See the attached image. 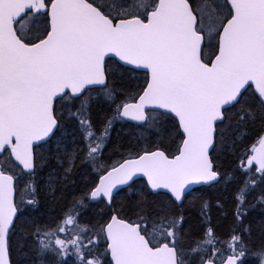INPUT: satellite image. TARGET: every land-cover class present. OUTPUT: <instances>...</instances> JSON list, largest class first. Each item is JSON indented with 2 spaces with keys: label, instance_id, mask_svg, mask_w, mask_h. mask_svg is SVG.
I'll return each instance as SVG.
<instances>
[{
  "label": "snow or ice",
  "instance_id": "obj_1",
  "mask_svg": "<svg viewBox=\"0 0 264 264\" xmlns=\"http://www.w3.org/2000/svg\"><path fill=\"white\" fill-rule=\"evenodd\" d=\"M41 14L46 26L34 34ZM209 47L211 55L205 51ZM138 70L147 76L138 101L117 104L97 134L86 115L89 91L98 86L106 100L115 102L109 76ZM250 93L264 111V0H200L199 6L192 0H0V264H11L10 232L18 213L23 215L16 202L17 180L34 181V149L60 130L61 104L66 117L79 124L83 159L93 165L114 119L158 128L162 120L174 118L181 140L171 158L157 149L112 167L55 229L35 227L38 258L52 257L56 264L69 259L72 264H103L98 246L104 241L111 264H245L243 235L251 233L244 224L245 195L256 186L255 178L235 194L234 215L241 227L229 237L227 255L219 262L222 249L216 245L221 242L210 222L203 237L185 249L182 215L141 216L134 223L112 215L107 223L90 228L79 223L76 209L84 206V199L111 203L114 189L137 175L146 177L153 192L167 190L174 203L183 201L191 185L219 182L211 155L223 143L224 131L218 132V126L227 127L237 105L240 121L255 119L254 109L246 106ZM250 152L240 166L245 175L255 166L264 182V136ZM57 159L67 180L80 155ZM24 187L29 198L21 203L35 206V184ZM258 202L264 205V195ZM208 212L205 202L202 217ZM259 256L264 264V248Z\"/></svg>",
  "mask_w": 264,
  "mask_h": 264
},
{
  "label": "trees",
  "instance_id": "obj_2",
  "mask_svg": "<svg viewBox=\"0 0 264 264\" xmlns=\"http://www.w3.org/2000/svg\"><path fill=\"white\" fill-rule=\"evenodd\" d=\"M218 1L223 2V0ZM192 2L197 6L200 4V0H192ZM38 20L39 23L33 26L34 34L42 31L46 26L44 24L46 17L43 14ZM205 51L211 55L213 48H206ZM146 79L147 76L143 72H113L109 76L108 83L115 91V102L106 100L99 89L89 91L92 100L86 115L90 117L97 134L101 132L107 120L114 116L117 104L128 103L137 98L146 85ZM245 99L246 106L254 109L255 119L246 118L240 121L241 105H237L225 122L227 127L221 129L218 126V132L224 131V136L220 138L223 143L218 144L216 151L211 154L214 165L221 175L218 183L197 188L186 195L182 204L178 205L167 194L151 193L143 180H137L128 188L121 190L114 197L111 206H107L104 201L91 203L89 199H84V206L76 209L79 213V223L96 228L107 223L113 213L130 222H138L141 216L154 218L161 213L172 216L182 215L185 249L190 248L194 241L203 237L210 222L214 236L221 242L216 245L217 248L222 249L220 257L225 256L226 242L233 231L241 227L234 215L235 194L245 181L255 178L256 186L245 195L248 214L244 217V224L251 227V233L244 234L243 240L248 246L245 264H259V250L264 248V205L258 202V197L264 195V182H261L260 175L255 173V167L245 175L240 165L241 161L246 164L247 157L251 154V146L264 136V111L255 105L251 93ZM57 110V114L63 115L64 118L56 136L42 147L46 152L40 155L41 148L37 151L38 167L34 181L29 178L17 180L16 202L20 205L23 215L18 213L15 228L10 232L12 264H56L52 257L48 260L37 257L35 227L55 229L64 219L66 212L90 193L99 176L117 163L154 149H161L168 156H173L177 153L180 144L181 137L177 133V122L174 118L162 120L158 128L149 127L148 123L138 125L123 119H114L104 147L98 155L97 163L93 165L83 159L81 150L85 145L79 124L76 120L66 117L67 108L63 104L57 105ZM59 136L62 137L63 144L67 145L65 155L72 153L80 155L67 180L64 179L63 168L57 162V157H62L57 155L61 149H53L54 141ZM50 180L57 182L50 184ZM28 182H33L36 187L38 203L35 206L21 203L22 199L26 201L29 198V193L24 187ZM205 202L209 205V212L208 216L202 217V205ZM72 231L73 229H69V232ZM58 235L65 238L67 234L58 233ZM51 239L54 240L55 236ZM98 247L99 251L103 252V264H106L108 260V254H105L106 243L103 241ZM14 249L17 250V256ZM21 254L24 256L22 260L18 259Z\"/></svg>",
  "mask_w": 264,
  "mask_h": 264
},
{
  "label": "water",
  "instance_id": "obj_3",
  "mask_svg": "<svg viewBox=\"0 0 264 264\" xmlns=\"http://www.w3.org/2000/svg\"><path fill=\"white\" fill-rule=\"evenodd\" d=\"M113 60H115L116 62H118V63H122V62H119L118 61V58H115V57H113ZM126 67H130V66H126ZM138 71H143V70H138ZM144 72V71H143ZM146 86V85H145ZM95 88H98V86H95ZM143 92V91H142ZM142 92L139 94V95H141L142 94ZM138 98H139V96L136 98V100H134V101H131V102H128V103H135V102H137L138 101ZM146 111H151L150 109H146ZM123 120H125V121H128V122H131V123H135V124H138V122H136V121H132L131 119H128V118H124ZM139 125V124H138ZM155 150H157V149H155ZM155 150H151V151H155ZM160 150V149H159ZM34 151H35V149H34ZM146 152V151H145ZM148 152H150V151H148ZM144 153V152H143ZM143 153H141L140 155H142ZM166 154V153H165ZM167 155V154H166ZM139 156V155H138ZM138 156H136V157H130V158H127V159H133V158H137ZM171 158V157H170ZM126 160V159H125ZM124 161V160H123ZM123 161H121L120 163H122ZM119 164V163H118ZM117 164V165H118ZM117 165H115V166H117ZM114 167V166H113ZM112 168V167H111ZM110 168V169H111ZM110 169H108V170H110ZM107 170V171H108ZM107 171L105 172V173H103L102 175H106L107 174ZM101 175V176H102ZM100 176V177H101ZM100 177L98 178V181H97V183L96 184H98V182H99V179H100ZM140 179H142V180H144L145 182H146V184H147V179H146V177H144V176H142V175H137V176H135L134 178H133V180L132 181H130L129 182V184L128 185H122V186H118V188L117 189H114V194H113V198H112V201H111V203H108L106 200H104V199H97V200H90V202L91 203H96V202H98V201H104L106 204H107V206H111L112 205V202H113V199H114V197L121 191V190H123V189H125V188H127V187H129L133 182H135V181H137V180H140ZM215 183H217V182H214V183H212V184H195V185H191L190 187H189V190L186 192V194H185V196L187 195V194H189V193H191V192H193L195 189H197V188H199V187H208V186H211V185H213V184H215ZM147 186H148V184H147ZM148 188H149V190L151 191V193H153V194H157V193H166V194H168L167 193V190H157V191H155V192H153L151 189H150V187L148 186ZM169 195V194H168ZM184 200V199H183ZM183 202V201H182ZM182 202H179V203H177L178 205H181L182 204ZM112 215H116V216H118L116 213H113ZM111 215V216H112ZM111 218V217H110ZM120 218V217H119ZM123 219V218H122ZM126 220V219H125ZM109 221H110V219H109ZM126 221H128V220H126ZM128 222H130V221H128ZM9 256H10V254H9ZM109 260L111 261V258H110V254H109ZM10 261H11V258H10ZM12 264V263H11Z\"/></svg>",
  "mask_w": 264,
  "mask_h": 264
},
{
  "label": "rangeland",
  "instance_id": "obj_4",
  "mask_svg": "<svg viewBox=\"0 0 264 264\" xmlns=\"http://www.w3.org/2000/svg\"><path fill=\"white\" fill-rule=\"evenodd\" d=\"M213 2H215V3H221L220 1H218V0H213ZM63 139H62V137H57L56 139H55V141H54V147H53V149L55 150H57L58 148L59 149H61L60 151L61 152H59V154H57V155H59V156H65V154H66V150H67V145H65V144H63ZM44 152H46L43 148H41L40 149V152H39V154L40 155H42ZM41 157V156H40ZM57 162H58V160H57ZM59 163V162H58ZM60 164V163H59ZM15 250V249H14ZM15 253H16V256H17V250H15ZM220 257V256H219ZM24 258V256L21 254L19 257H18V259H20V260H22ZM71 261L72 260H70V262L68 263V264H70L71 263ZM106 264H111L110 263V261L109 260H106ZM259 264H260V259H259Z\"/></svg>",
  "mask_w": 264,
  "mask_h": 264
},
{
  "label": "flooded vegetation",
  "instance_id": "obj_5",
  "mask_svg": "<svg viewBox=\"0 0 264 264\" xmlns=\"http://www.w3.org/2000/svg\"><path fill=\"white\" fill-rule=\"evenodd\" d=\"M135 72H143V71H135ZM143 73H144V75H145V72H143ZM146 80H147V79H146ZM37 151H38V149L35 150L36 153H37ZM37 156H38V155H37ZM135 157H136V156H135ZM119 163H120V162H119ZM117 164H118V163H117ZM117 164H116V165H117ZM114 166H115V165H114ZM112 167H113V166H112ZM254 167H255V166H253V168H254ZM109 169H110V168H109ZM105 172H106V171H105ZM105 172H104V173H105ZM100 176H101V175H100ZM100 176H99V177H100ZM211 186H212V185H211ZM168 196H169V195H168ZM101 243H103V241H101ZM100 254H101V259L103 260V252L100 251ZM226 255H227V254H226ZM226 255H225V256H226ZM225 256H221V257L217 258V261L219 262V261H220L221 259H223Z\"/></svg>",
  "mask_w": 264,
  "mask_h": 264
},
{
  "label": "bare ground",
  "instance_id": "obj_6",
  "mask_svg": "<svg viewBox=\"0 0 264 264\" xmlns=\"http://www.w3.org/2000/svg\"><path fill=\"white\" fill-rule=\"evenodd\" d=\"M9 254H10V252H9Z\"/></svg>",
  "mask_w": 264,
  "mask_h": 264
}]
</instances>
